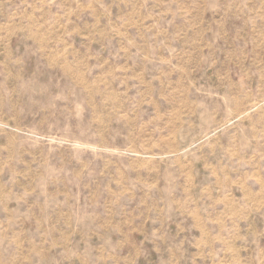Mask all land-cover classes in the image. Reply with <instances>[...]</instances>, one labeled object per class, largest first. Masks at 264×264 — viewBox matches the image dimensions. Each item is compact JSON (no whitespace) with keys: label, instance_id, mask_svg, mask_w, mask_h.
I'll return each mask as SVG.
<instances>
[{"label":"rangeland","instance_id":"obj_1","mask_svg":"<svg viewBox=\"0 0 264 264\" xmlns=\"http://www.w3.org/2000/svg\"><path fill=\"white\" fill-rule=\"evenodd\" d=\"M229 129L264 154V0H0V264H153L147 232H210L195 185ZM223 233L203 264H260Z\"/></svg>","mask_w":264,"mask_h":264},{"label":"crops","instance_id":"obj_2","mask_svg":"<svg viewBox=\"0 0 264 264\" xmlns=\"http://www.w3.org/2000/svg\"><path fill=\"white\" fill-rule=\"evenodd\" d=\"M241 126H245V122L238 125ZM247 133L230 129L227 132L217 131L213 136L214 143L217 144L218 167L217 170L214 168L217 177L206 188L204 185L200 186L198 182L195 185L196 199L201 200L202 204L204 198L210 199L213 209L221 212L218 217L215 215L211 217L212 230L205 232V219L197 214L194 230L182 228V233L179 235L165 231L147 232V237L145 235L140 237L144 240L142 244L135 245V254L139 253L140 256L147 254L149 259H153V264H166L164 260L166 257H163L165 254L173 261L178 255L186 256L189 249L194 248L196 260L199 259V263L196 264H203L204 251L209 249L210 245L215 248L217 244L224 243L223 231L227 228L235 234L234 240L239 241L240 238L251 242L259 240L257 254L260 264H264V154L255 153L256 156H247L245 147L242 153H236L234 147L236 141L249 142L246 140L249 136ZM237 176H241L239 181ZM199 187L202 188V195L199 193ZM238 199H244L247 203L244 205L241 202L237 203ZM144 242L147 248L141 246ZM232 246L237 251L232 253L234 255L232 264H244L240 257H245L249 261L254 260L253 251L244 247L237 250L236 241ZM184 260L181 264L188 263L186 257ZM140 261L139 263L135 261L133 264H141ZM250 263L254 262L250 261Z\"/></svg>","mask_w":264,"mask_h":264}]
</instances>
